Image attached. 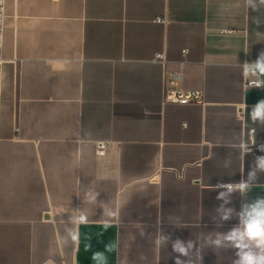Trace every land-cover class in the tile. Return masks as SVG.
<instances>
[{
    "label": "crops",
    "instance_id": "crops-1",
    "mask_svg": "<svg viewBox=\"0 0 264 264\" xmlns=\"http://www.w3.org/2000/svg\"><path fill=\"white\" fill-rule=\"evenodd\" d=\"M5 7L0 264H175L171 244L158 248L155 236L201 243L237 223L215 228L214 186L246 177L264 154V126L248 118L264 87H249L234 67L264 51V23L251 21L264 14L245 0ZM180 88L202 90L204 103L165 100V89ZM240 139L251 148L245 156L234 150ZM257 195L264 175L249 199ZM240 204L237 195L232 206ZM70 213L88 217L75 244L66 240ZM202 256V264H231L232 252L204 248Z\"/></svg>",
    "mask_w": 264,
    "mask_h": 264
},
{
    "label": "clouds",
    "instance_id": "clouds-1",
    "mask_svg": "<svg viewBox=\"0 0 264 264\" xmlns=\"http://www.w3.org/2000/svg\"><path fill=\"white\" fill-rule=\"evenodd\" d=\"M245 6L253 13L264 14V0H245ZM252 23L259 26L264 23V15L252 17ZM234 67L241 69V74L247 78L249 87H264V51H261L254 61H245L243 64H236ZM248 118L253 125L264 126V99L257 101L248 112ZM255 135V127L251 130ZM237 153L247 155L251 148L245 139L235 142ZM242 145V147L240 146ZM257 151L264 153V143L257 145ZM222 167L228 172L233 167V158L229 154L224 160ZM243 173V172H241ZM264 175V154L254 157L249 165L246 177L238 182H218L214 186L217 191L216 199L220 202L215 207L212 222L216 229H221L224 224L232 219L237 221L226 231L213 230L207 232L201 243L196 240L172 239V235L160 233L152 240L158 248H165L171 244L172 252L175 254V264H202V251L208 248L213 252H232L231 264H264V195H257L249 199V194L258 184L260 177ZM89 199L95 202L98 192L88 191ZM241 198L240 209L237 211L233 206L235 196ZM78 211V210H77ZM175 217H169V223H176ZM88 222V217L84 213L68 216L65 224H70L66 233V240L70 243H78L79 228L81 224ZM109 225H105L107 228ZM142 231L140 236L143 238ZM146 257L141 256V260Z\"/></svg>",
    "mask_w": 264,
    "mask_h": 264
},
{
    "label": "built area",
    "instance_id": "built-area-1",
    "mask_svg": "<svg viewBox=\"0 0 264 264\" xmlns=\"http://www.w3.org/2000/svg\"><path fill=\"white\" fill-rule=\"evenodd\" d=\"M5 24H6V7L5 0H0V63L4 61L3 46L5 38ZM160 58L164 57L162 55ZM248 83V82H247ZM164 98L167 101L187 104V103H204V94L202 90H185V89H165ZM106 144L99 143L98 151L103 153L106 149Z\"/></svg>",
    "mask_w": 264,
    "mask_h": 264
}]
</instances>
